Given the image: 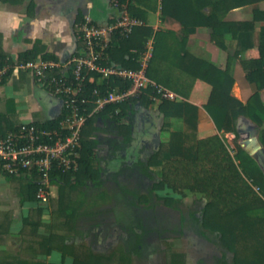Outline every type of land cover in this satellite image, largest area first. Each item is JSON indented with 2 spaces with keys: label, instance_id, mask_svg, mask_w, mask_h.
I'll list each match as a JSON object with an SVG mask.
<instances>
[{
  "label": "trees",
  "instance_id": "16d2710c",
  "mask_svg": "<svg viewBox=\"0 0 264 264\" xmlns=\"http://www.w3.org/2000/svg\"><path fill=\"white\" fill-rule=\"evenodd\" d=\"M1 1L17 3L14 0ZM260 1L262 0H114L116 16L109 23L127 13L139 20L140 24L132 28L128 37L115 31L103 51V65L114 64L137 70L140 67V55L145 51L148 41L153 40L147 77L184 100L183 103L161 101L158 112L164 117H175L184 112L185 116H189L186 120L190 122L197 110L188 103L195 83L199 80L210 87L203 108L212 118L216 129L209 132L195 131L194 144L188 148L184 144L190 139L189 135L171 132L168 143H161L158 148H153L143 160L136 159L132 168H136L152 182L148 190L149 201L155 196L174 208L177 201L189 194L205 201L198 210L189 211L188 216L192 220L193 232L220 250V264L225 263L224 251L231 254L226 264H264V173L255 159L237 143L240 137L237 124L241 118H247L259 127L264 125V106L258 93L264 89V31L257 47L258 56L241 61L247 81L256 88L246 104L231 95L234 79L228 68L230 56H227V65L221 69L193 57L186 52L184 46L189 34L198 27H206L211 28L213 42L224 51L226 33L235 37L241 31L249 32L260 18L259 11L254 10L252 21L227 22V13ZM157 10L162 17L171 18L181 25V36L173 31H155L148 25V12ZM77 44L75 56L81 55L84 47L78 33ZM251 48L252 45L246 50ZM37 57L59 63L38 41L31 50L20 54L19 60H35ZM0 58L2 60L5 57L0 55ZM72 66L67 64L58 74L74 83ZM9 74L10 71L7 76ZM54 74L56 75L48 72V78ZM84 75L83 87L78 97L86 99L89 116L81 131L76 152L77 170L74 173H58L53 178V183L58 188L56 201H53V212L63 215L66 219L62 225L72 230L73 221L79 216L72 194L76 193L79 198L76 203L82 204L84 189L89 183L95 188L100 187L105 172L100 166L102 158L97 153L102 142L99 134L110 136L106 144L113 159L122 158L134 144L132 128L135 116L140 110L148 109L156 96L152 88H148L136 97L121 103L107 104L102 110L92 114L96 105V97L92 95L94 90L104 95L117 87L124 90L128 83L113 79L100 82L95 74ZM44 89L53 93L50 85L46 84ZM6 107L7 113H0V138L21 125L13 123L9 117L16 106ZM31 123L48 129L56 124V120ZM220 133L234 135V155L227 149ZM259 139L264 150V129L260 131ZM124 164L126 168L131 165L128 162ZM158 167L162 172L156 178L152 169ZM1 176L13 183L20 205L26 208L18 234L22 244L32 250L34 258L23 259L18 254L7 253L2 249L11 234L12 226L10 214L5 213L0 219V264H63L47 260L53 252L60 253L63 259L71 258V264H127L123 254L93 253L83 245H73L69 236L43 230V227L47 228L44 221L47 207L39 206L35 200L36 181L3 174Z\"/></svg>",
  "mask_w": 264,
  "mask_h": 264
},
{
  "label": "crops",
  "instance_id": "0c3cea01",
  "mask_svg": "<svg viewBox=\"0 0 264 264\" xmlns=\"http://www.w3.org/2000/svg\"><path fill=\"white\" fill-rule=\"evenodd\" d=\"M14 1H17V3H4L0 0V55L9 58L13 63L19 60L20 54L31 50L36 41L40 42L45 51L55 56L59 62L67 54L70 55L69 61L77 52V26L80 22L88 17L93 23L105 25L116 16V11L113 8L114 0ZM254 10L259 11L260 17L254 23V28L249 32L241 31L235 37L231 33H226L224 36V51L213 42L212 30L206 27H198L189 34L184 46L186 52L193 57L221 69L227 65V56H230L231 60L228 63V68L234 79L231 95L243 104H246L250 96L256 92V88L255 85L247 81L241 61L258 56L257 47L260 44L261 33L264 31V0L230 10L225 17L227 22L252 21ZM41 21L45 22L43 26ZM61 21H65L66 26L57 35L56 26ZM147 23L155 31H173L181 36V25L171 18L162 17L159 10L148 12ZM65 37L70 38L71 42L65 40ZM149 42L153 43V40H149ZM250 45H252V48L246 50ZM209 90L210 87L204 82L198 80L195 83L191 92V100L188 103L195 106L197 110L192 115L190 122L186 120L189 116H185L184 112L182 115L168 118L160 115L158 105L161 101L159 100H154L148 109L140 110L135 117L136 131L139 138H141L138 146L146 145L149 140L152 145L155 144L156 149L160 143H168L170 141L171 132H179L191 137L195 131H214L216 129L215 124L203 108ZM258 93L264 106V89ZM28 99L33 105L37 106L41 117L39 120L34 121L50 120L51 109L60 104V99L37 84L31 75L14 69L10 70V74L6 75L0 84V105H24L27 104ZM183 102L184 100L179 97V101L176 103ZM139 115L144 119V125L142 126L139 125ZM27 117L28 119L31 118L30 115H27ZM237 125L239 131L243 132H240L239 144L253 158L264 160V151L259 139V130H263L264 125L259 127L244 118H241ZM165 126H168V128H165ZM225 137L230 140L233 135L226 134ZM2 180L6 179L1 176L0 182ZM8 185H0V213H3L2 215L7 213L14 203V199L10 197V186ZM16 198L19 208L15 210V213L19 212V215L12 218L11 234L8 237L9 244L6 247L7 249L2 248L5 251L11 246H16L17 249L20 246L19 240L21 238L18 234V229L21 224L22 214L26 211V208L20 205L17 195ZM212 247L217 249L220 254L216 259V264H220L218 261L221 259V252L217 247ZM53 253H57L60 256L58 252ZM224 255V264H226L231 254L224 251Z\"/></svg>",
  "mask_w": 264,
  "mask_h": 264
},
{
  "label": "rangeland",
  "instance_id": "374dc122",
  "mask_svg": "<svg viewBox=\"0 0 264 264\" xmlns=\"http://www.w3.org/2000/svg\"><path fill=\"white\" fill-rule=\"evenodd\" d=\"M0 113H7L6 105H0ZM27 115L31 118L28 119ZM9 117L13 123L41 118L37 106L33 105L29 99L27 104L16 105L15 111L11 112ZM133 123L132 137L136 143L139 135L135 120ZM225 135L220 133L227 149L234 155V135L232 134L233 137L230 140ZM99 137L102 142L98 146L97 153L102 158L100 166L105 172L102 175L100 187L95 188L89 183L84 189L82 204L76 203L79 199L78 195L72 194V200L79 214L73 221L74 229L62 225L66 218L53 212L55 204L53 201H56L58 188L54 191L55 196L46 206L44 221L47 228L42 229L69 236L73 245H83L93 253L123 254L127 264H216L220 254L217 249H213L214 245L193 232L192 220L188 216V212L198 210L205 203L204 200L189 194L183 200L177 201L175 208L166 205L163 200L155 196L149 201L148 190L152 182L143 177L136 168H132V164L136 159L143 160L152 152L150 141L148 140L146 145L137 147L135 157L130 156L131 148H129L122 158L113 159L106 144L110 136L100 133ZM240 138L237 140L238 144ZM193 144L192 135L190 139H187L184 147L188 148ZM254 159L263 171L264 160H257L255 157ZM126 160L131 164L128 168L124 164ZM152 170L156 178L161 175L160 167ZM1 184H9L10 197L14 199L13 206L7 213L11 218L18 216L19 212L15 213L19 206L17 194L12 187L13 183L2 180ZM2 214L0 213V219L3 217ZM8 241L9 238L5 241L4 248L9 244ZM19 242V249L11 246L6 250L7 253L18 254L23 259L34 258L32 250L22 244L21 240ZM47 260L71 264V258L63 259L57 253H53Z\"/></svg>",
  "mask_w": 264,
  "mask_h": 264
},
{
  "label": "built area",
  "instance_id": "2783aa9c",
  "mask_svg": "<svg viewBox=\"0 0 264 264\" xmlns=\"http://www.w3.org/2000/svg\"><path fill=\"white\" fill-rule=\"evenodd\" d=\"M139 20L123 13L115 22L99 25L90 18H85L77 26L78 38L83 43V53L74 56L66 63H56L37 57L35 60H16L9 58L0 60V84L10 70L22 71L32 78L42 88L50 85L62 102V108L56 124L48 129L23 122L18 129L0 138V162L3 175L16 178H26L36 181L37 190L35 200L39 206H47L55 196L57 185L53 178L58 173H74L77 170L76 152L79 148L81 131L89 116L86 99L78 97L85 79L84 73L98 76V80L109 79L127 82L128 87L120 90L118 87L101 95L98 90L93 91L96 97L93 113L102 110L107 104L121 103L136 97L142 91L152 88L154 100L178 102L179 96L172 91L155 84L146 75L148 63L152 56V43L148 41L145 51L138 60L137 70L125 69L117 65H103V51L111 39V35L118 31L123 37H128L132 28L139 25ZM67 64L73 65L72 75L74 83L60 75ZM48 72L56 73L48 78ZM58 74V75H57ZM65 96V99H62ZM0 174V175H2Z\"/></svg>",
  "mask_w": 264,
  "mask_h": 264
},
{
  "label": "water",
  "instance_id": "95a60500",
  "mask_svg": "<svg viewBox=\"0 0 264 264\" xmlns=\"http://www.w3.org/2000/svg\"><path fill=\"white\" fill-rule=\"evenodd\" d=\"M69 54L66 55V57L61 61V63H66L68 61V58H69ZM61 108H62V102L60 101V104L59 105H56L54 106L51 111H50V114H49V117H50V120H54L58 117L60 111H61ZM241 133H243L242 131H240Z\"/></svg>",
  "mask_w": 264,
  "mask_h": 264
},
{
  "label": "flooded vegetation",
  "instance_id": "af4514ba",
  "mask_svg": "<svg viewBox=\"0 0 264 264\" xmlns=\"http://www.w3.org/2000/svg\"><path fill=\"white\" fill-rule=\"evenodd\" d=\"M138 120H139V123H140L139 125H140V126L144 125V119H143V117H142L141 115L138 116ZM138 131H139V129H138ZM152 141H154V139H152ZM139 142H141V138H139V139L136 141V143L133 144V146H132V148H131V150H130V156H131V157H135ZM152 147L155 148V144H153ZM128 154H129V153H128ZM128 156H129V155H128ZM126 162L129 163L128 160H126Z\"/></svg>",
  "mask_w": 264,
  "mask_h": 264
},
{
  "label": "clouds",
  "instance_id": "9594fccd",
  "mask_svg": "<svg viewBox=\"0 0 264 264\" xmlns=\"http://www.w3.org/2000/svg\"><path fill=\"white\" fill-rule=\"evenodd\" d=\"M44 23H45L44 21H41V25H42V26H43ZM6 26H7V25H6ZM65 26H66V22H65V21H61V22L56 26V28H57V35H59V32L62 31L63 28H64ZM64 39L67 40L68 42H71V41H70V38H68V37H65Z\"/></svg>",
  "mask_w": 264,
  "mask_h": 264
}]
</instances>
